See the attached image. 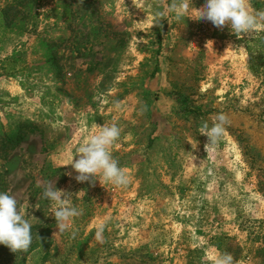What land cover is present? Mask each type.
Returning a JSON list of instances; mask_svg holds the SVG:
<instances>
[{
    "label": "rangeland",
    "instance_id": "1",
    "mask_svg": "<svg viewBox=\"0 0 264 264\" xmlns=\"http://www.w3.org/2000/svg\"><path fill=\"white\" fill-rule=\"evenodd\" d=\"M18 8L31 18L0 25V136L39 129L0 153V246L19 254L33 226L49 245L11 264H264V75L246 50L264 0Z\"/></svg>",
    "mask_w": 264,
    "mask_h": 264
},
{
    "label": "trees",
    "instance_id": "2",
    "mask_svg": "<svg viewBox=\"0 0 264 264\" xmlns=\"http://www.w3.org/2000/svg\"><path fill=\"white\" fill-rule=\"evenodd\" d=\"M26 0H6V5L0 9V25L2 24V28H10L14 25L15 18L19 16V22H26L31 18V12L29 9H19L18 7L24 4ZM252 1V0H251ZM253 4L256 6V3L253 1ZM155 33L160 35V27L158 26L155 30ZM50 44L54 45L55 42L50 41ZM160 49L159 39L156 41ZM158 49V50H159ZM247 54H248V70L253 76H263L264 75V38L259 37L257 39L252 40L247 45ZM49 61L51 63L55 62V57H50ZM187 107V106H185ZM188 108V107H187ZM185 108L184 113H190V109ZM39 129L36 124L31 121H22L19 122L18 125L9 133H6L0 136V153L3 156H7L12 150L16 149L27 137L28 134H32L35 130ZM46 229V227L33 226L28 229L26 234L19 235L21 237L22 246L19 251V254L12 256L10 258L9 241L3 243L0 246V261L1 264H11V259H14L15 263L19 261V255L23 251H34L37 248L46 249L49 245L44 239L43 235L47 234V232L39 230ZM25 239V240H24ZM27 239V240H26ZM222 237L213 238V246L217 248V250L221 251L223 255H225V251L221 246ZM7 244V245H6ZM10 262H8V260ZM17 261V262H16ZM13 263V264H15Z\"/></svg>",
    "mask_w": 264,
    "mask_h": 264
},
{
    "label": "crops",
    "instance_id": "3",
    "mask_svg": "<svg viewBox=\"0 0 264 264\" xmlns=\"http://www.w3.org/2000/svg\"><path fill=\"white\" fill-rule=\"evenodd\" d=\"M1 48H2V44L0 45V52H1ZM3 57H4V56H3ZM5 57H7V56H5ZM5 57H4V58H5ZM13 90L15 91L16 89H13Z\"/></svg>",
    "mask_w": 264,
    "mask_h": 264
}]
</instances>
